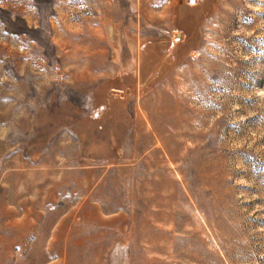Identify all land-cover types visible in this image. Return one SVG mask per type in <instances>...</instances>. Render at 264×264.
Listing matches in <instances>:
<instances>
[{"label":"rangeland","instance_id":"obj_1","mask_svg":"<svg viewBox=\"0 0 264 264\" xmlns=\"http://www.w3.org/2000/svg\"><path fill=\"white\" fill-rule=\"evenodd\" d=\"M0 242L264 264V0H0Z\"/></svg>","mask_w":264,"mask_h":264},{"label":"bare ground","instance_id":"obj_2","mask_svg":"<svg viewBox=\"0 0 264 264\" xmlns=\"http://www.w3.org/2000/svg\"><path fill=\"white\" fill-rule=\"evenodd\" d=\"M7 218H8V217H7ZM8 222H9V221H8ZM9 223H10V222H9ZM13 224H14V223H13ZM12 226H13V225H12ZM4 232H5V231H4ZM21 232H22V231H21ZM1 234H2V233H1ZM4 235H5V234H4ZM17 235H18V234H17ZM13 239H14V238H13ZM4 241H5V240H4ZM11 242H12V241H11ZM3 243H4V242H3ZM0 244H1V242H0ZM10 244H11V243H10ZM10 244H9V245H10ZM23 244H24V243H23ZM11 245H12V244H11ZM2 246H3V245H2ZM16 247H17V246H16ZM60 247H61V246H60ZM5 248H6V247H5ZM17 248H18V247H17ZM71 249H72V248H71ZM71 249H70V250H71ZM63 250H64V249H63ZM8 251H9V250H8ZM57 251H58V250H57ZM25 252H26V251H25ZM25 252H24V253H25ZM63 252H64V251H63ZM68 252H69V251H68ZM0 253H1V252H0ZM8 253H9V252H8ZM21 253H22V252H21ZM46 254H47V253H46ZM67 254H68V253H67ZM50 255H51V254H50ZM47 256H48V255H47ZM2 257H3V256H2ZM32 257H33V256H32ZM0 258H1V257H0ZM34 258H35V257H34ZM42 259H43V258H42ZM30 260H31V259H30ZM30 260H29V261H30ZM34 260H35V259H34ZM37 260H38V259H37ZM29 261H27V262H29ZM35 261H36V260H35ZM24 264H25V263H24ZM35 264H36V263H35Z\"/></svg>","mask_w":264,"mask_h":264}]
</instances>
